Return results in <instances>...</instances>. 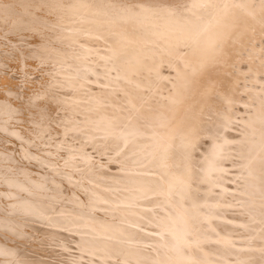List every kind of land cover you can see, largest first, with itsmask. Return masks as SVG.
<instances>
[{"label":"bare ground","instance_id":"obj_1","mask_svg":"<svg viewBox=\"0 0 264 264\" xmlns=\"http://www.w3.org/2000/svg\"><path fill=\"white\" fill-rule=\"evenodd\" d=\"M173 1L178 3L168 6ZM69 2L57 12L78 13L83 27L95 16L89 11L103 6L106 24L94 26L88 35L118 38L123 49L111 48L113 55L103 66L83 67L93 69L96 92L76 120L62 119L69 117L64 110L72 100L46 95V102L42 93L25 95L2 73L0 264H57L53 255L71 250L70 259L61 264H264V69L255 73L261 78L258 85L252 84L253 74L247 78L258 63L249 44L264 40V0ZM154 4L161 9L152 8ZM17 16L21 24L16 27L31 34L35 19L24 23ZM33 34V45L52 36L42 40ZM14 51L1 52L0 66L7 67L11 58L23 62L20 54L37 50ZM104 75H117L112 80L119 79L118 87L128 85L126 90H110ZM238 75L245 78L237 86ZM80 80L75 71L65 72L42 88L55 94L85 93L88 79ZM46 105L61 130L53 134L55 141L70 134L64 142L92 140L106 148L110 157L83 152V161L96 174L76 169L74 160L60 168L44 153L35 155L43 122L20 128L14 118L23 113L30 122L29 107ZM32 158L41 162L39 169L28 163ZM71 180L110 215L104 226L95 223V213L93 220L71 223L79 218L66 215L75 214L69 207L83 206L74 200L66 204L62 187H72ZM83 207L85 214L95 209L91 201ZM30 228L44 239L33 243L37 252L23 251L20 243H29L21 231Z\"/></svg>","mask_w":264,"mask_h":264},{"label":"rangeland","instance_id":"obj_2","mask_svg":"<svg viewBox=\"0 0 264 264\" xmlns=\"http://www.w3.org/2000/svg\"><path fill=\"white\" fill-rule=\"evenodd\" d=\"M88 1L89 0H80V2H82L83 4H87L86 2H88ZM142 1H144V2H155L156 1L157 2L158 0H142ZM163 1H165V0H163ZM167 1H171V0H167ZM68 3H70L69 0H0V30H1L0 31V54H1V52H3V53L6 52L8 54L13 49L15 50L14 52L23 51V50H30V49H34V48L37 50V51L32 53L33 55L27 54V53L26 54L28 56L25 54H20V56L23 55V56H25L24 58H26L25 60H23V62H17V61H15L14 58H11L13 60H11V59L7 60V62H8L7 67L4 68L3 64H2L3 66H0V67H2V68H0V77L4 75L2 73H5V75H8L9 77L8 76H3V77L10 79L9 81L11 82L12 88L13 87H16V89L19 88L21 92L26 91L23 93L25 95H28V94L31 95V94H34L36 92L42 93V95H45L44 98L42 96H41V98L40 97L39 98L46 101V102H49L46 95L58 96V97H60V99L63 98V99H66L67 101L72 100L73 102H71L70 109L64 110V111H66V115L69 117L68 118H62V119L68 120L72 117H75L74 119L76 120V119H78L77 116L81 117V110H84L87 112V109H86L87 107L85 108V106H87V103L89 104V102H91L90 100L92 98H90V95L92 96V92L93 93L96 92L91 87V84H92L91 76L94 74L93 69H90L89 71H87V70H84L83 67L89 66L91 64L92 65L94 64L96 66V65H98V62L102 63L104 60H107L106 57H110L113 55V54H111V51H110L111 48H119L121 50L123 48L121 47V42L118 38H111V37L107 36L106 38L95 37V38L91 39V37H89V35H88V33L91 30H93L94 26H97V27L100 26L101 27L102 25L106 24L105 23V21H106L105 16L106 15L104 13L103 6L99 10L91 9L89 11V14L91 13V14H94L95 16L93 17L91 22H89V25H87V27H83L85 25L81 21V18L83 16L78 17V13L76 14V17H71V16L64 14V13L62 15H60V13L57 12L58 9L59 10L64 9ZM177 3H178V1H173L168 6H173V5H176ZM81 6L83 7V5H81ZM162 6L166 7L167 5H162ZM152 8L161 9V6L154 4V5H152ZM79 9L80 8H78V10ZM24 10H25V12H24ZM17 13H19V15L22 16L21 19H23L24 23H25V20L27 21L26 23H30L31 21H28V20H31L32 18H34L35 19L33 22L34 27L31 28L30 31H32V33L34 32L33 35H35V36H36V34H38V36H42V40L47 35H50V36L52 35L48 41L50 44H45L47 42L46 41L44 43L45 45L42 43H39L38 45L34 44V45H37V46H34L33 45V43H35L34 38L29 37V35H31L32 33L30 32L31 34H29L28 31H26V28H24V27L23 28L16 27V25L18 23L21 24V22H19L16 19V18H18ZM114 14H115V12H114ZM34 15H37V16H34ZM37 30L39 31V33H36ZM59 30H61L62 32L60 33ZM15 39H16V41H15ZM69 41H72V42L69 44ZM81 42H83V43H81ZM257 42H258L257 44H256V42H254L253 44H249L251 46L254 45V48H253L254 59H253V61L255 63L258 62V63H256L257 65H255L253 68L255 70H252L253 72H248L249 75L247 74V78L248 77L251 78V76L254 75V77H255V78H253L254 81H252L253 83L251 82L254 86L258 85L259 79H261V78H259L260 74H255L256 71L264 69V66H263L264 65V63H263L264 62V47L261 50L256 48V45H258L260 42H261V44H263L264 40L260 39ZM40 44H41V46H40ZM29 45H30V47H28ZM249 45L247 46V50H249L251 47ZM32 46H34V47H32ZM36 47H39V48H36ZM52 48L55 50H53ZM38 50H40V51H38ZM115 51L117 52V50H115ZM6 53L4 56H7ZM27 58L31 59V60H28ZM5 59H7V58H5ZM39 59H40V61H38ZM41 59H42V61H46V62H41ZM48 60H51V61H49L50 63L48 62ZM102 66H103V63H102ZM235 67H236L235 70L239 69V66L236 65ZM74 71L77 73V76L81 79L80 81L82 83H84L83 80L88 79V81L86 80L87 83H85V84H88L89 86L85 87L87 90L85 93L84 92L81 93V92L70 91V92H66V93H62V94H55V93H53L52 90H48V89L44 90L42 88V86L43 87L47 86L48 81H50L49 82V84H50V83H52V81H55L57 79V77L64 76L65 72L66 73H74ZM22 72H23V74H20ZM24 76H25V78H24ZM26 76H27V78H26ZM116 76L117 75H115V76L114 75H104L103 84L109 83L105 86H108L110 90L115 89L116 92L122 93L124 90H126L128 85L127 86L124 85L125 87L123 86V88L118 87V85L120 84L119 79L114 80V81L112 80ZM238 76L240 77V79H239L237 86L240 84L242 85L243 83H241V82H242V80L244 81V78H245L244 75H238ZM34 77L37 78L38 80H36V79L34 80L33 79ZM72 78H74V77H71V79ZM248 80L249 79H247V81L245 82L246 85L249 83ZM110 84H112L113 86L114 85H116V86H114V87H112V85L109 86ZM247 86H249V85H247ZM50 87H52V85ZM94 87H96V86H94ZM120 88H121V91H117V90H120ZM75 90H77V89H75ZM5 92H7V91H5ZM39 103L40 102L38 101L37 104H39ZM38 107H36V108H34L33 106L29 107V109L31 111L28 113V115L29 116L33 115V120L30 122L28 121L27 117L26 118L24 117L23 113L17 114L16 117L14 118L15 119L14 123L18 124V125L20 124L19 125L20 128L21 127H29L30 129H32V126H31L32 124H34V123L38 124L39 123L41 125V123L43 122L44 127L41 129V133L39 134L40 137L36 141L39 144V145H37L39 148L34 147L36 150L35 149L33 150L35 152V155L38 154L40 156L42 153H44L43 156L46 157L50 161L51 164H54L60 168L63 165H65L66 161L74 160L72 164H76L75 165L76 169L93 171L96 174L97 171L92 169V168H89L90 167L89 164H87V163H85V161H83L84 160V154L85 153L87 154V152H88V153H91L92 155L94 154L100 158H102V157L105 158L106 156L110 157L107 155L106 148H104V147L102 148L99 143H96L94 145V141H92V140H86V141L83 140L82 141V140L76 138V139H74V141L64 142V141H67V139H69L70 134H66V135L62 134L63 136H65V138H62L61 140L56 139L57 141H55L53 139L54 138L53 134L55 132L61 131L58 127L54 126L55 123H58L57 122L58 119L56 118L57 115L54 116L53 114H50V111L48 110V109H50L49 105H46L45 107H42L41 109L39 107V110H38ZM105 107H108V106H105ZM78 112H80V114ZM246 117H247V114L241 115L242 119L243 118L245 119ZM65 122L66 121H63V126H64ZM83 122L85 123L86 119L83 120ZM27 123H28V125H27ZM60 123H62V122H60ZM86 123L90 124L89 122H86ZM49 125H50V129H46V126L48 128ZM243 125H245V124H243ZM73 126H75V124ZM45 135H50V136L47 137ZM2 138L6 139V136H3ZM21 142L22 143H20V144L21 145L23 144L22 146H25L24 144H26V142H24V140H21ZM79 144L84 146L85 149H81V145H79ZM28 145H26V147H28ZM71 145H72V147H71ZM68 146H70V147L68 148ZM87 149H88V151H87ZM83 152H84V154H83ZM111 156H113V155H111ZM49 157H51V158H49ZM68 158H70V159H68ZM25 162H27V161H25ZM105 162H107V164H109V166L111 164H113V162L111 160H107ZM28 163L31 164L32 167L37 168V169H39L41 166V162L38 163L33 158L29 159ZM86 165H87V167H86ZM68 171L72 172L74 175L77 176V173L73 172V170H68ZM78 177H80V176H78ZM99 178H102V177L99 176ZM75 182H77V181L71 180V183L74 184V185L70 184L72 187H70L68 184L67 185L65 184V187H62L63 188L62 192H63L65 198L67 199L66 204H69L71 206V205H73L72 202L74 200V201H78L80 204H83V206L85 204L88 208L89 201H91L93 203V206L95 207V209H94V211H91L92 213L87 212L85 214V213H82L81 209L85 208L82 205H81L82 206L81 209L76 207V205H75V207H69L70 210L72 208L75 210V211L73 210L75 214H72L71 212H69L66 215H68L70 217L73 216L75 218H79V219H76L75 221H72V222L70 220V222L74 223V224L75 223H85L86 221L93 220L94 217H91V216H95L93 214V213H95L97 215L96 216L97 219H95V221H96L95 223L99 226H104L101 224L103 222V219H111L110 215L106 216L105 212L101 208L96 207L94 201L91 198L85 197L86 196L85 190L79 188L78 184L76 185ZM66 186H68V187L66 188ZM66 204H58V205L62 206V208H64V209H66L67 206H69ZM85 215H88L87 219L85 218ZM115 220H117V219H115ZM25 225L28 226L29 222H27ZM72 226L77 227L78 225H72ZM32 230H34V229L30 228V229L21 231V232H25V234H27L28 239H30L29 243H31V244H29L26 241H20V243L22 245V249L25 252L26 251H36L37 252L38 250L33 247V245H34L33 243L35 241H36V243L44 241V239L39 238L40 235H38L39 233L37 231L35 232ZM32 236H34V237H32ZM45 246L42 248H45L48 251L51 250L50 246H48V245H45ZM30 248H32V249H30ZM58 252L61 253L60 251H58ZM70 252H72V250L68 251V252H64L65 253L64 256H61V257L56 256V254H57L56 253L53 255L52 260L54 262L56 261L57 264L64 263L63 261H66V258L70 259V256L67 255V254H70ZM22 253L23 252H21V254ZM45 253L49 254L48 252H45ZM41 254H43V251ZM50 254H52V253H50ZM59 259L62 261H60Z\"/></svg>","mask_w":264,"mask_h":264}]
</instances>
